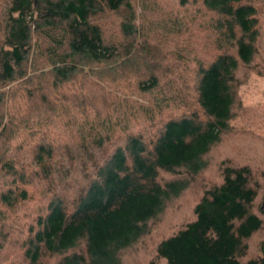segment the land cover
I'll use <instances>...</instances> for the list:
<instances>
[{
	"label": "trees",
	"instance_id": "trees-1",
	"mask_svg": "<svg viewBox=\"0 0 264 264\" xmlns=\"http://www.w3.org/2000/svg\"><path fill=\"white\" fill-rule=\"evenodd\" d=\"M134 1L1 0L0 264H123L264 75V0H197L202 21L179 0L158 25ZM218 174L149 264H264L252 166Z\"/></svg>",
	"mask_w": 264,
	"mask_h": 264
},
{
	"label": "rangeland",
	"instance_id": "rangeland-1",
	"mask_svg": "<svg viewBox=\"0 0 264 264\" xmlns=\"http://www.w3.org/2000/svg\"><path fill=\"white\" fill-rule=\"evenodd\" d=\"M196 1L188 0L187 12L189 15L193 14L197 21H202V18L197 15ZM134 4L137 21L140 23L152 21L158 25L157 21L169 18L173 12L186 11L178 7L179 0H135ZM206 24L207 22L202 29L208 31ZM190 27L194 34L196 31L194 22ZM199 44L200 48L204 47L203 42ZM133 99L140 102L144 100L136 95ZM230 126V132L224 135L222 142L212 149L207 168L197 175L179 198L167 204L161 216L149 223V232L145 236L121 252L123 264H149L154 257V249L159 240L168 235L179 223L189 218L190 211L203 190L218 181V164L222 158L229 156L237 163H249L252 166L258 188V198L255 202L256 205H262L264 201V183L261 176L264 173V75L249 72L240 84ZM163 176L166 174L163 173ZM261 235H264V227ZM257 240L258 235L250 241L251 246H254ZM0 259L3 258L0 257ZM155 262L163 264L162 260L155 259Z\"/></svg>",
	"mask_w": 264,
	"mask_h": 264
},
{
	"label": "water",
	"instance_id": "water-1",
	"mask_svg": "<svg viewBox=\"0 0 264 264\" xmlns=\"http://www.w3.org/2000/svg\"><path fill=\"white\" fill-rule=\"evenodd\" d=\"M261 207H262V208L264 207V201H263V203H262Z\"/></svg>",
	"mask_w": 264,
	"mask_h": 264
}]
</instances>
